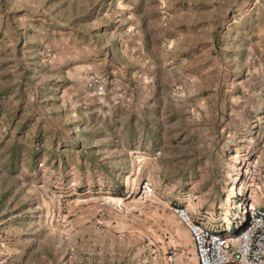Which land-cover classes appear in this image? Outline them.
<instances>
[{
	"label": "rangeland",
	"instance_id": "1",
	"mask_svg": "<svg viewBox=\"0 0 264 264\" xmlns=\"http://www.w3.org/2000/svg\"><path fill=\"white\" fill-rule=\"evenodd\" d=\"M250 205L264 0H0V264H197L176 209Z\"/></svg>",
	"mask_w": 264,
	"mask_h": 264
},
{
	"label": "built area",
	"instance_id": "2",
	"mask_svg": "<svg viewBox=\"0 0 264 264\" xmlns=\"http://www.w3.org/2000/svg\"><path fill=\"white\" fill-rule=\"evenodd\" d=\"M83 82L87 90L102 95L109 81L104 75L93 74L86 75ZM176 213L192 237L197 264H264V208H246L235 233L195 222L184 209H176ZM177 260L174 253L168 257L169 264H178Z\"/></svg>",
	"mask_w": 264,
	"mask_h": 264
},
{
	"label": "crops",
	"instance_id": "3",
	"mask_svg": "<svg viewBox=\"0 0 264 264\" xmlns=\"http://www.w3.org/2000/svg\"><path fill=\"white\" fill-rule=\"evenodd\" d=\"M188 248L190 249L189 246H188ZM191 249H192V251L195 252V254H196V251H195V247H194V245H192ZM196 259H197V257H196Z\"/></svg>",
	"mask_w": 264,
	"mask_h": 264
},
{
	"label": "trees",
	"instance_id": "4",
	"mask_svg": "<svg viewBox=\"0 0 264 264\" xmlns=\"http://www.w3.org/2000/svg\"><path fill=\"white\" fill-rule=\"evenodd\" d=\"M240 230V229H239ZM239 230H236V232H238Z\"/></svg>",
	"mask_w": 264,
	"mask_h": 264
}]
</instances>
